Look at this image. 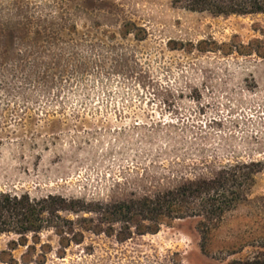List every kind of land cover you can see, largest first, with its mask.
<instances>
[{"label":"rangeland","instance_id":"1","mask_svg":"<svg viewBox=\"0 0 264 264\" xmlns=\"http://www.w3.org/2000/svg\"><path fill=\"white\" fill-rule=\"evenodd\" d=\"M37 61L38 85L17 93ZM252 161L263 170L249 199L206 240L198 218L123 241L77 224L81 242L63 246L45 230L51 250L29 264H227L250 251L264 230V14L215 16L173 0H0V191L107 203Z\"/></svg>","mask_w":264,"mask_h":264},{"label":"trees","instance_id":"2","mask_svg":"<svg viewBox=\"0 0 264 264\" xmlns=\"http://www.w3.org/2000/svg\"><path fill=\"white\" fill-rule=\"evenodd\" d=\"M173 4L215 16L264 14V0H173ZM43 65V61L33 64L22 77L17 93L25 91L28 85H38L44 73L38 67ZM261 165L254 161L228 164L211 177L186 179L150 194L107 203L53 193L32 198L28 193L0 191V236H18L10 239L4 248L0 244V264L43 262L46 249L51 250V245L42 243L41 233L53 229L60 236V243L67 246L72 239L83 240V232L77 229V224L86 231L116 234L123 241L136 233H156L169 220L198 218L206 240L226 212L249 199V185L263 170ZM260 198L262 212L264 196ZM64 212L81 216L76 220L66 219ZM84 213L95 216L87 217ZM202 246L204 248L205 244ZM249 246L251 249L245 256L233 258L227 264H264V230ZM20 247H26L21 260L14 254Z\"/></svg>","mask_w":264,"mask_h":264}]
</instances>
